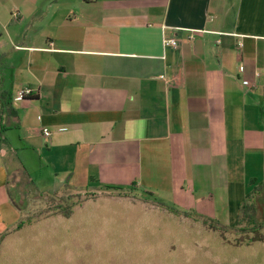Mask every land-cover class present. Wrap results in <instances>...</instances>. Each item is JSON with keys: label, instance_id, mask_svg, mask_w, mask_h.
I'll use <instances>...</instances> for the list:
<instances>
[{"label": "crops", "instance_id": "1", "mask_svg": "<svg viewBox=\"0 0 264 264\" xmlns=\"http://www.w3.org/2000/svg\"><path fill=\"white\" fill-rule=\"evenodd\" d=\"M0 108V236L26 216L22 186L94 195L65 218L109 199L159 219L169 243L264 245L239 230L264 183V0H0ZM58 216L7 234L0 254L24 256L25 232Z\"/></svg>", "mask_w": 264, "mask_h": 264}, {"label": "rangeland", "instance_id": "2", "mask_svg": "<svg viewBox=\"0 0 264 264\" xmlns=\"http://www.w3.org/2000/svg\"><path fill=\"white\" fill-rule=\"evenodd\" d=\"M17 191L15 198L25 217L45 214L64 197L73 195L65 191L34 196L25 194L29 190L22 186ZM121 206L105 199L89 206L87 214L79 211L72 218L58 216L52 223L35 226L23 236L24 256L14 258L6 252L0 254V264H264V245L254 255L247 248L224 252L223 246L215 244H208L210 250L206 251L207 242L201 237L190 238L185 245L169 243L159 219H143L139 212L133 216ZM258 209L264 224V194ZM101 221L108 223L100 227ZM86 222L87 228L82 226ZM29 236H33L31 242Z\"/></svg>", "mask_w": 264, "mask_h": 264}, {"label": "trees", "instance_id": "3", "mask_svg": "<svg viewBox=\"0 0 264 264\" xmlns=\"http://www.w3.org/2000/svg\"><path fill=\"white\" fill-rule=\"evenodd\" d=\"M1 114H3V110L0 108ZM257 182L256 179H250L249 183L251 185L255 184ZM108 189L117 190L120 193H122L123 188L122 187H112L107 186ZM264 192V183H260L258 186H255L254 190L246 195V199L241 205V216H240V223L245 224L243 227H241L239 230H242L243 232L247 233V239L248 241L253 240H259L264 239V224L260 221L259 218V209H258V201L260 194ZM54 196V195H50ZM94 195L92 194H86V195H80V194H73L68 197H64L62 200H60L59 205L55 207V209H50V211L44 212L45 214H37L34 216H28L24 217L22 220H20L16 226L11 229L10 231L5 232L0 236V245L5 238V236L13 231H17L21 228H23L25 225L30 224L34 222L35 220L47 217L52 214H60L64 217H70L73 214V211L76 206L82 204L85 200L89 198H93ZM156 203L162 207H165L166 209L170 210L171 212H174L175 214H184L185 216L195 218V219H202L206 224L209 226L228 232L230 231L227 227H222L219 223H217L213 219H208L203 216H201L198 213H195L193 211H181L180 209L176 208L173 205L166 204L162 201H156Z\"/></svg>", "mask_w": 264, "mask_h": 264}, {"label": "built area", "instance_id": "4", "mask_svg": "<svg viewBox=\"0 0 264 264\" xmlns=\"http://www.w3.org/2000/svg\"><path fill=\"white\" fill-rule=\"evenodd\" d=\"M191 38H193V34L190 35ZM179 44V41L176 37H164V45L167 46V45H172V46H175L177 47ZM242 70H244V66L242 65ZM258 75V73H257ZM243 83L245 85H249L250 84V81L247 80V79H244L243 80ZM35 92V89L32 88V87H29V86H26V87H22L20 88L16 94L14 95L13 97V101L14 102H21L23 101L24 99H26L27 97H30L33 95V93ZM43 132L44 134L49 137L51 135V131L49 128L47 127H44L43 128Z\"/></svg>", "mask_w": 264, "mask_h": 264}]
</instances>
